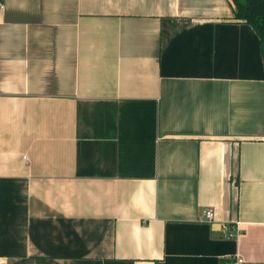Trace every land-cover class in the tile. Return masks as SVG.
<instances>
[{"label": "crops", "instance_id": "1", "mask_svg": "<svg viewBox=\"0 0 264 264\" xmlns=\"http://www.w3.org/2000/svg\"><path fill=\"white\" fill-rule=\"evenodd\" d=\"M0 4V264H264V65L230 0Z\"/></svg>", "mask_w": 264, "mask_h": 264}, {"label": "trees", "instance_id": "2", "mask_svg": "<svg viewBox=\"0 0 264 264\" xmlns=\"http://www.w3.org/2000/svg\"><path fill=\"white\" fill-rule=\"evenodd\" d=\"M230 4L233 9L231 19L250 25L259 37L264 65V0H230Z\"/></svg>", "mask_w": 264, "mask_h": 264}, {"label": "built area", "instance_id": "3", "mask_svg": "<svg viewBox=\"0 0 264 264\" xmlns=\"http://www.w3.org/2000/svg\"><path fill=\"white\" fill-rule=\"evenodd\" d=\"M3 6L0 4V8H2ZM202 213L204 214V218L207 221H212L213 219V211L211 209H205L202 211ZM226 227V225H223ZM237 230L235 232H229L228 236L229 237H234V235L236 234ZM242 262V259L240 257H235L233 258L231 261L227 262L226 264H239Z\"/></svg>", "mask_w": 264, "mask_h": 264}]
</instances>
